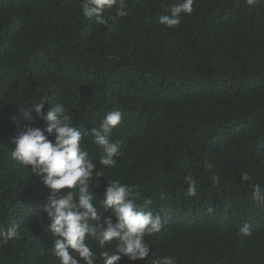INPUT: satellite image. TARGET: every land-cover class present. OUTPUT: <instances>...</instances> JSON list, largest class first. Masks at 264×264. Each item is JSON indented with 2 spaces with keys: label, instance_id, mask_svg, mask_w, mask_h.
I'll list each match as a JSON object with an SVG mask.
<instances>
[{
  "label": "trees",
  "instance_id": "obj_1",
  "mask_svg": "<svg viewBox=\"0 0 264 264\" xmlns=\"http://www.w3.org/2000/svg\"><path fill=\"white\" fill-rule=\"evenodd\" d=\"M177 2L125 0L128 14L106 9L100 25L84 17L83 0H0V230L19 226L0 243V264H61L43 211L49 190L11 156L17 132L45 128L57 103L82 132L122 113L110 134L120 142L114 167L98 164L102 149L87 133L81 149L102 175L92 181L101 217L111 215L99 204L105 184L119 180L138 210L161 218V231L144 237L149 257L135 264H264V204L252 196L264 189V0H194L178 26L159 23ZM41 99L43 115L26 119ZM98 236L85 242L103 264L116 241L101 248Z\"/></svg>",
  "mask_w": 264,
  "mask_h": 264
},
{
  "label": "clouds",
  "instance_id": "obj_2",
  "mask_svg": "<svg viewBox=\"0 0 264 264\" xmlns=\"http://www.w3.org/2000/svg\"><path fill=\"white\" fill-rule=\"evenodd\" d=\"M246 2L251 5L258 0ZM193 4L194 0H178L169 7L170 15L161 16L159 23L166 27L178 26L181 13L191 14ZM81 7L84 17L95 19L100 25L107 23L103 15L106 9L115 8L120 17L128 14L125 0H83ZM46 102V99L34 102L25 113L26 119H32V113L43 115ZM65 113V107L57 103L44 117L45 128L25 125L12 139V158L21 165L30 166L32 173L49 190L43 211L51 221L48 224L50 233L56 237L52 254L59 258L61 264H79L76 256L70 253L72 250L85 264H95L96 256L85 241L86 237L99 233L101 248L116 241L114 252L100 253L103 264H119L122 258H127L133 264L146 260L151 248L144 237L161 231L160 216L151 211L138 210L131 197L133 189L119 180H111L105 184L104 198L99 202L104 212H111V215L101 217L99 208L93 204L92 181H99L102 175L97 170L94 158L81 149L82 137L87 133L94 138L93 143L102 149L98 164L114 167L120 142H112L110 134L121 123L122 113L119 110L109 112L99 128L92 127L84 132L72 126L70 117ZM205 167L210 169L212 165L205 161ZM185 179L188 184L186 195L195 196L196 181L192 175ZM211 179L219 183V177L213 175ZM241 179L247 181L249 176L244 173ZM96 187H99L98 183ZM63 189L70 191L62 192ZM252 196L257 204H264V189L260 185L254 186ZM18 227L12 224L7 230H0V243L16 239ZM240 232L244 236H251V225L245 224ZM151 264H176V260L163 256L153 259Z\"/></svg>",
  "mask_w": 264,
  "mask_h": 264
}]
</instances>
